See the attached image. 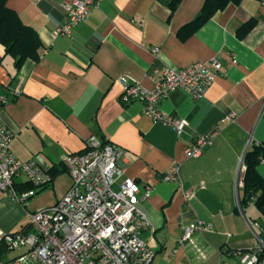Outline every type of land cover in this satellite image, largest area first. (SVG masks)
<instances>
[{
  "label": "crops",
  "instance_id": "0c3cea01",
  "mask_svg": "<svg viewBox=\"0 0 264 264\" xmlns=\"http://www.w3.org/2000/svg\"><path fill=\"white\" fill-rule=\"evenodd\" d=\"M98 1L70 36L56 38L53 32L66 19L64 5L72 0L6 2L43 46L38 61L28 59L17 69L0 44V92L7 97L1 117L16 132L12 150L20 159H37L60 172L40 188L27 185L23 175L15 179V189L31 194L26 207L0 190V230L31 232L28 213L53 205L71 185L63 156L82 152L90 135H97L124 149L126 176L152 188L138 204L150 223L141 237L155 251L151 264H241L238 252L256 247L264 229L257 216L245 214L251 204L237 210L244 152L264 141V2L228 4L183 39L180 30L205 0H182L173 14L159 0ZM249 20L254 27L238 35ZM214 57L223 70L203 97L176 90L160 102L164 112L188 120L180 134L144 114L143 102L121 101L133 81L149 88L156 71ZM229 112L236 121L222 126L201 157L187 158L186 148ZM175 162L188 199L176 182L163 179ZM258 171L264 178V162ZM196 218L212 228L193 234L194 243L181 242L184 227ZM255 222L260 227L252 230Z\"/></svg>",
  "mask_w": 264,
  "mask_h": 264
},
{
  "label": "built area",
  "instance_id": "2783aa9c",
  "mask_svg": "<svg viewBox=\"0 0 264 264\" xmlns=\"http://www.w3.org/2000/svg\"><path fill=\"white\" fill-rule=\"evenodd\" d=\"M98 3V0H72L64 5L66 19L52 36H70L73 27L86 20ZM158 50L152 51L157 53ZM222 70L223 64L217 57L183 68L167 66L150 77L152 85L149 88L133 81L123 91L121 101L124 104L143 102L144 114L180 134L189 125L188 120L164 112L160 102L176 90H183L194 99L203 97ZM6 102L7 97L0 92V190L26 207L31 194L15 189V179L23 175L40 188L51 184L53 177L37 159L22 160L12 150L16 132L1 117ZM224 115L220 123L199 135L186 148L184 155L187 158L201 157L204 149L222 132V126L236 121L234 112ZM84 147L82 152L63 156L61 162L71 177V185L53 205L28 213L31 232L0 230V242H5L10 251L22 250L0 264H151L155 251L141 237L150 223L138 207L151 195V186H141L126 176V169L121 164L124 149L118 145L90 135ZM242 165L240 172L245 168ZM180 168L175 162L163 179L176 182L184 198L188 199L190 195L183 190ZM249 226L253 230L260 224L255 222ZM211 228V223L196 218L184 227L181 242L194 243L193 234ZM261 232L256 247L238 252L241 264H264L263 228Z\"/></svg>",
  "mask_w": 264,
  "mask_h": 264
},
{
  "label": "trees",
  "instance_id": "16d2710c",
  "mask_svg": "<svg viewBox=\"0 0 264 264\" xmlns=\"http://www.w3.org/2000/svg\"><path fill=\"white\" fill-rule=\"evenodd\" d=\"M8 0H0V44L4 45L7 55L14 58L15 67L22 68L28 59L38 61L39 49L43 46L38 32L33 27L25 24L19 15L8 7ZM166 4L171 14L178 9L182 0H159ZM241 0H205L198 15L192 22L186 23L179 32V36L185 39L197 29L211 19L217 12L223 10L228 4L239 3ZM254 20L243 24L238 29V35L249 32L255 25ZM264 115V110L262 111ZM264 162V141L261 143L253 142L250 148L244 152L242 192L239 195L238 209L244 210L248 205L255 206L264 216V178L258 171V165ZM60 170L53 167L50 174L53 179ZM27 185H32L30 182ZM34 186V185H32ZM21 232L28 233L29 229L24 228ZM10 252L5 242H0V261L7 260L6 254Z\"/></svg>",
  "mask_w": 264,
  "mask_h": 264
},
{
  "label": "rangeland",
  "instance_id": "374dc122",
  "mask_svg": "<svg viewBox=\"0 0 264 264\" xmlns=\"http://www.w3.org/2000/svg\"><path fill=\"white\" fill-rule=\"evenodd\" d=\"M240 192H242V190L240 189L239 190V192L238 193H240ZM250 210V211H249ZM249 210H247V209H245L244 210V212H245V214H247V215H250V214H252V215H254V216H257L258 218L257 219H259L258 221L261 223V225H264V216L258 211V209L255 207V206H251L250 207V209ZM247 212V213H246ZM251 223H253V220H249ZM258 228V227H257Z\"/></svg>",
  "mask_w": 264,
  "mask_h": 264
}]
</instances>
